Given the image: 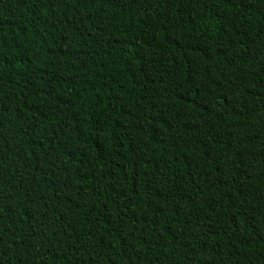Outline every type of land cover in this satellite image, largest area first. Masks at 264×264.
<instances>
[{
    "label": "trees",
    "instance_id": "16d2710c",
    "mask_svg": "<svg viewBox=\"0 0 264 264\" xmlns=\"http://www.w3.org/2000/svg\"><path fill=\"white\" fill-rule=\"evenodd\" d=\"M0 264H264V0H0Z\"/></svg>",
    "mask_w": 264,
    "mask_h": 264
}]
</instances>
